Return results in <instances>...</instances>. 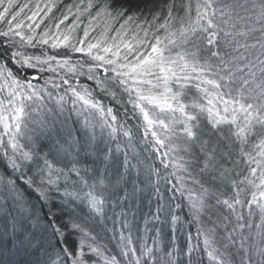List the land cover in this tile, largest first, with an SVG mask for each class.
I'll list each match as a JSON object with an SVG mask.
<instances>
[{"label": "snow or ice", "instance_id": "snow-or-ice-1", "mask_svg": "<svg viewBox=\"0 0 264 264\" xmlns=\"http://www.w3.org/2000/svg\"><path fill=\"white\" fill-rule=\"evenodd\" d=\"M54 10L0 0V264H264V0Z\"/></svg>", "mask_w": 264, "mask_h": 264}, {"label": "trees", "instance_id": "trees-1", "mask_svg": "<svg viewBox=\"0 0 264 264\" xmlns=\"http://www.w3.org/2000/svg\"><path fill=\"white\" fill-rule=\"evenodd\" d=\"M21 3H24V2H27V0H20ZM37 2H40L41 3V6H43V3L45 2V0H31V3L32 5H35ZM79 0H58V7L60 8V11H55L54 10V13H55V16L56 17H59L60 16V12L63 11L67 5L69 4H72V3H78ZM161 2V0H127V4L132 8L133 11H140V10H143L145 12H147V10L154 4H159ZM180 0H177V3H179ZM197 2V0H192V3H193V9L195 7V3ZM26 14H29L30 15V12H26ZM193 15H194V11H193ZM52 21H48V24L51 25ZM82 35V33H81ZM73 60H76V59H80L81 57L79 55H74L73 57ZM81 83H91L87 80H85L83 77H81ZM195 92V90L193 89V93ZM190 95H192V93H190ZM127 97L125 96V99ZM104 103L106 105H111L112 104V101L108 100V99H105L104 100ZM49 107H51V103H49L48 105ZM73 120H74V116H73ZM131 122V121H130ZM70 128L73 129V134L76 138H79L80 137V133L76 131V129L79 128L78 124H73V122L70 120ZM65 131V130H64ZM66 132V131H65ZM120 141L121 143H124L125 142V138L123 137H120ZM143 147V141L141 140V135H140V132L137 131L136 134H135V139H134V142H133V148H135L136 152L140 155V157L142 158V161L144 160V157H145V154L144 152L141 151ZM129 151V156L131 158V149L128 150ZM179 155H183V153H179ZM151 161H154L155 162V166L156 167H160V164H159V161L156 159L155 156H152L150 158ZM133 164H136V161L135 160H132L131 161ZM121 171H123V169H121ZM169 171L171 172L172 170L169 169ZM191 171V170H190ZM132 176L133 178L136 177V169H133L132 170ZM208 179V175L205 174L203 177H201L199 174H198V170L196 171H193L192 172V176L188 179V183H187V187L192 189L193 191H196L198 186L195 184V180H200L201 183H204L206 180ZM139 180H143V178L140 179L139 177ZM118 185V184H117ZM207 186V185H206ZM120 185H118V188L119 189ZM129 190L131 188V184L127 185L126 186ZM116 189V190H117ZM229 192V194H231V189H228L227 190ZM120 196H123V192H119L118 193ZM170 194V193H169ZM179 195V194H177ZM26 196H30V198L35 201L36 200V195L35 193H32L31 191H29ZM243 198V197H242ZM154 199V197H153ZM177 202H180L179 200ZM187 204V201H186V198H185V206H184V209H183V213L182 215L186 214L188 212V208L186 206ZM39 206V205H38ZM46 211V209H45ZM117 211H119V209H117ZM143 212H147V201L145 200L144 201V204H143ZM221 214H227L226 211L225 212H222ZM213 220L216 219V216L215 215H212L211 217ZM139 219V217H138ZM140 224H141V228H143V221L141 220L140 221ZM187 227V226H185ZM209 227H211V225H209ZM189 232H191L193 238H195V235H196V231H197V226L195 224H193L189 229H188ZM186 240H187V233L186 232H180L179 233V236H178V243L179 245L184 248L186 250L187 248V243H186ZM193 243H195V239H193L192 241ZM149 243H151V240H149ZM109 247H111V245H109ZM200 248L202 249L203 248V239L201 238L200 240ZM197 257L199 259H202V262L203 264H212V262L210 261V259L208 258L206 252L204 251H200L198 250L197 253H196Z\"/></svg>", "mask_w": 264, "mask_h": 264}, {"label": "rangeland", "instance_id": "rangeland-1", "mask_svg": "<svg viewBox=\"0 0 264 264\" xmlns=\"http://www.w3.org/2000/svg\"><path fill=\"white\" fill-rule=\"evenodd\" d=\"M61 119H63V118H61ZM74 119H75V116H74ZM49 120H51V117H49ZM67 123L70 124V120ZM68 126L70 127V125H68ZM61 131H62V133L64 135V138L68 139L69 142L71 143L72 137H67L66 132H65L66 130L64 131L62 129ZM80 135H81V133H80ZM73 137H75L74 134H73ZM55 140H59L60 143L63 144V140L60 138V136L55 137L54 140H45V139L42 138V141L41 142L45 145V147H44V151L45 152L48 151V148L49 147H52V145H53V143H54ZM21 143H24V140L23 139H21ZM77 147L78 146L73 145L71 148L68 149L67 157L65 158L64 155L62 154L61 159L64 160V162L66 163V160L67 159H70L72 156H74V154H75V152L77 150ZM138 159L142 161V158L140 157L139 154H138ZM120 161L122 163V161H123V155H120ZM53 163H56V162L53 161ZM56 167L63 168L64 167V163L56 164ZM141 178L144 179L143 173H141V175H140V179ZM117 188H118V185L116 184V185H114L113 189H110V191H116ZM245 211H246V209H245ZM9 247H11V245H9Z\"/></svg>", "mask_w": 264, "mask_h": 264}]
</instances>
